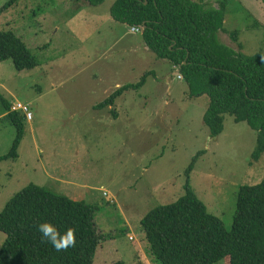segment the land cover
I'll use <instances>...</instances> for the list:
<instances>
[{
    "label": "rangeland",
    "instance_id": "1",
    "mask_svg": "<svg viewBox=\"0 0 264 264\" xmlns=\"http://www.w3.org/2000/svg\"><path fill=\"white\" fill-rule=\"evenodd\" d=\"M116 1L19 0L0 13V33H15L39 62L24 71L12 60L0 63V157L18 137L6 104L13 111L28 105L33 114L19 159L0 164V212L27 185H42L94 205L107 237L93 264H161L144 243L141 222L150 210L175 202L189 183L230 229L239 188L264 179V153L252 159L258 133L229 114L223 134L211 136L204 122L210 96L191 97L179 68L113 19ZM190 1L208 8L226 1L220 42L244 56L264 55V0ZM145 72L146 83L119 98V116L95 109L116 85L137 84ZM5 239L0 231V248Z\"/></svg>",
    "mask_w": 264,
    "mask_h": 264
},
{
    "label": "trees",
    "instance_id": "2",
    "mask_svg": "<svg viewBox=\"0 0 264 264\" xmlns=\"http://www.w3.org/2000/svg\"><path fill=\"white\" fill-rule=\"evenodd\" d=\"M85 1L97 7L107 0ZM17 2L9 0L0 13ZM226 12V1L208 8L190 0H117L111 9L115 21L143 27L147 49L179 68L191 97L210 96L204 122L212 137L223 134L228 114L258 133L252 159L259 161L264 153V55L244 56L220 42ZM232 38L240 43L238 33ZM6 60H12L18 71L39 65L27 44L10 30L0 33V63ZM148 73L137 84L118 88L95 109L112 106L126 91L139 89ZM6 108L18 137L8 155L0 157V164L19 159L25 138V116L8 104ZM193 165L195 161L187 175ZM44 222L53 224L61 234L74 229L75 247L58 252L51 243L42 242L38 226ZM141 224L149 255L161 264H217L225 259L226 264H264V179L239 188L230 229L209 212L189 183L184 195L150 210ZM0 231L6 235L0 264H93L107 237L96 227L94 205L35 183L6 202L0 212Z\"/></svg>",
    "mask_w": 264,
    "mask_h": 264
},
{
    "label": "clouds",
    "instance_id": "3",
    "mask_svg": "<svg viewBox=\"0 0 264 264\" xmlns=\"http://www.w3.org/2000/svg\"><path fill=\"white\" fill-rule=\"evenodd\" d=\"M38 231L41 233L42 242L51 243L56 251H67L68 248L75 247V230L68 228L63 234L51 223L39 224Z\"/></svg>",
    "mask_w": 264,
    "mask_h": 264
},
{
    "label": "built area",
    "instance_id": "4",
    "mask_svg": "<svg viewBox=\"0 0 264 264\" xmlns=\"http://www.w3.org/2000/svg\"><path fill=\"white\" fill-rule=\"evenodd\" d=\"M142 33H143V27H141V26H136V27L130 28V34L133 36L142 35ZM179 79H182V77L179 76ZM16 110L18 112L22 113V115L25 116L27 120L33 119V114L31 112L30 106L19 103L16 107Z\"/></svg>",
    "mask_w": 264,
    "mask_h": 264
},
{
    "label": "crops",
    "instance_id": "5",
    "mask_svg": "<svg viewBox=\"0 0 264 264\" xmlns=\"http://www.w3.org/2000/svg\"><path fill=\"white\" fill-rule=\"evenodd\" d=\"M147 48V47H146ZM134 52H135V50H134ZM116 88H120V86L119 85H116ZM110 96V95H109ZM123 96V95H122ZM122 96H120V97H118L117 99H116V101H115V104L114 105H112V106H109V107H107V108H105V109H101V110H97L98 112H100V111H106L107 113H109V114H112L113 116H119L118 115V113H119V107H118V105H116L117 104V102H118V100H119V98H121ZM103 100H105V99H103ZM102 100V101H103ZM101 101V102H102ZM97 105V104H96ZM92 108H94V107H92ZM117 108H118V110H117ZM139 256H140V254H138ZM146 259H147V256H146ZM142 261V260H141ZM142 264H144L143 262H142Z\"/></svg>",
    "mask_w": 264,
    "mask_h": 264
}]
</instances>
